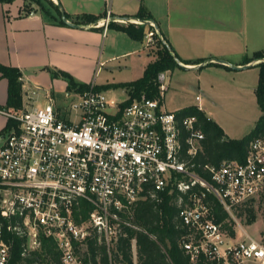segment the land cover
Returning <instances> with one entry per match:
<instances>
[{"label":"built area","instance_id":"built-area-1","mask_svg":"<svg viewBox=\"0 0 264 264\" xmlns=\"http://www.w3.org/2000/svg\"><path fill=\"white\" fill-rule=\"evenodd\" d=\"M109 21L107 15L103 24ZM149 25L145 37L152 44L157 32ZM38 95L39 87L22 82L21 107L0 108L14 122L0 147V264L11 256L4 228L24 238L23 255L45 236L55 242L63 264H92L83 262L89 254L79 252L91 240L104 244L111 258L124 229H138L132 222L135 203L145 197L158 203L167 189L179 192V245L191 262L264 264V243L234 215L264 189V134L250 140L243 161L202 165L207 180L194 160L204 138L196 115L162 109L160 99L145 95L124 104L90 84L63 117L50 100L36 105ZM194 99L204 112L200 95ZM208 194L228 213L233 234L215 221ZM84 204L90 206L86 217ZM131 248L136 264L135 239Z\"/></svg>","mask_w":264,"mask_h":264},{"label":"crops","instance_id":"crops-1","mask_svg":"<svg viewBox=\"0 0 264 264\" xmlns=\"http://www.w3.org/2000/svg\"><path fill=\"white\" fill-rule=\"evenodd\" d=\"M101 1L106 6L107 0ZM62 3L67 21L78 27L63 22L61 14L48 5L44 11L28 0H0V65L16 67L22 82L39 87L35 104L50 100L63 117L68 114V107L57 100L62 96L78 100L83 93L69 89L64 75L82 86L94 84L100 89L116 83H96L95 76L107 63L117 58L127 60L138 51L139 41L120 26L128 22L143 24L135 23L140 19L134 17L141 5L149 13L146 20L155 24L158 36L187 66L200 67L206 60L215 59L242 65L246 57L264 47V0H115L114 7L112 0L106 10L100 0ZM87 15L95 19L84 21ZM107 15L110 21L104 25ZM258 61H250V67ZM208 64L227 67L218 61ZM121 68L129 69L130 65ZM7 99L8 80L0 70V108L12 111L7 107ZM193 104L195 99L182 107ZM9 122L10 118L0 112V147Z\"/></svg>","mask_w":264,"mask_h":264},{"label":"trees","instance_id":"trees-1","mask_svg":"<svg viewBox=\"0 0 264 264\" xmlns=\"http://www.w3.org/2000/svg\"><path fill=\"white\" fill-rule=\"evenodd\" d=\"M9 1V0H8ZM26 1V0H25ZM39 4L41 9L47 11V6L53 7L58 13V5L52 0L46 1L43 4L42 0H28ZM149 13L141 5L137 16L141 20L149 19ZM95 16L87 15L84 21L94 20ZM150 29L152 27L148 25ZM120 28L127 32L132 38L142 40L145 36L144 24H134L128 22L121 25ZM149 29V30H150ZM153 51L155 52V59L149 62L143 72V75L133 81L108 84L105 87H128V98L124 104L130 102L134 98H139L141 95L154 98V94L158 89L161 75L172 69L175 65V53H171L163 40L154 33L153 36ZM173 51V50H172ZM264 47L255 51L251 57H246L243 63H249L253 60H259L254 66L259 68L258 82L255 87V94L258 104L263 110V114L259 119L253 130L239 139L228 137L223 129L205 112L199 110L194 105H189L181 108L179 114H193L198 117L202 123L204 131V138L201 140V150L195 156L196 171L205 179L209 180V175L202 170L204 164H219L224 159H236L243 161L247 152V146L251 139L259 134H264ZM2 75L8 80V99L7 107L10 109H18L21 107L22 96L20 79L21 72L16 67L0 65ZM68 81V88L80 90L84 92L88 86H82L73 81L69 75H64ZM14 124L13 120L7 125V129ZM178 191L174 189L171 193L168 189L161 194L162 200L155 202L148 197L138 200L132 208V222L138 229L126 227L124 234L118 237V240L111 248V258L108 257L107 248L104 244H96L91 240L87 244V254L89 259L84 258L83 262L92 264H133L131 240L135 239L136 248V264H207L204 260L191 262L189 256L184 253L179 245V237L184 229L181 227L177 217L178 207L176 200ZM260 197L262 214L264 216V189L258 195ZM207 199L211 203L212 212L216 222L222 224L229 233L233 234L232 220L228 213L223 209L219 201L208 194ZM254 198L241 204L236 208L239 215L242 211L247 214V223L254 219V210L248 202H252ZM250 204V203H249ZM90 206L84 204L82 207V215L86 217ZM77 217V212H76ZM3 237L6 241L11 243V256L8 264H63L60 259V251L51 237L41 236L40 246L31 250L27 255H23L24 238L3 230Z\"/></svg>","mask_w":264,"mask_h":264},{"label":"rangeland","instance_id":"rangeland-1","mask_svg":"<svg viewBox=\"0 0 264 264\" xmlns=\"http://www.w3.org/2000/svg\"><path fill=\"white\" fill-rule=\"evenodd\" d=\"M62 1L56 0V4L59 2L63 7ZM29 2L34 3L32 1ZM43 2L45 3L44 0ZM100 2H102L103 9L110 8L112 4V0H107L106 6H104V1L100 0ZM114 5L115 0L112 7ZM127 13L131 14V12ZM149 29L148 24H144L145 34ZM137 41H139L138 51L135 54L131 55L127 60L117 58L111 63H107L105 67L102 66L100 68L102 71L100 70L101 72L99 71L95 76V82L113 81L121 83L140 78L143 75L145 65L153 61L155 52L153 51V45L147 44L145 36L142 40ZM106 52L107 50L103 59L106 57ZM177 57L179 58V56ZM179 60L183 64L180 58ZM224 64L227 67L205 64L196 68H184L176 63L172 69L163 73L162 83L159 84L154 98L161 100L162 109L174 110L194 102V97L198 94L201 97L199 105L205 114L218 122L228 137L234 139L242 138L253 130L260 115L263 114L255 94L259 68L253 66L245 69H235L231 65L242 66L244 64L237 65L228 61H225ZM123 65H130V68H121ZM106 67L111 69L108 70ZM111 71L113 72L112 75ZM96 89L99 90L100 88ZM100 91L118 102L126 100V97L129 96L128 87L110 86L100 89ZM72 99V96L70 98L62 96L57 100V103L64 104L69 109ZM258 195L253 197L252 202H248L255 214L254 219L250 223L246 221L247 214L245 211H242L241 215L235 211L234 215L239 225L249 235L264 243V216ZM234 224L237 226L236 223ZM79 252L81 255L86 254L87 246L81 245Z\"/></svg>","mask_w":264,"mask_h":264},{"label":"water","instance_id":"water-1","mask_svg":"<svg viewBox=\"0 0 264 264\" xmlns=\"http://www.w3.org/2000/svg\"><path fill=\"white\" fill-rule=\"evenodd\" d=\"M57 5L59 6L60 14H61V19L63 20V22H65V23H67V24H69V25H72V26L78 27L77 24H72V23H70V22L67 21L66 13H65V11L63 10L62 6L59 4V2H57ZM123 19L128 20L129 18H128V17H123ZM140 21H141L143 24H149V21H148V20H141V19H140ZM163 42L166 44L167 49L173 54V51H172L171 46H170L169 44H167V42H166L165 40H163ZM174 59H175V62H176L177 64L181 65V66L184 67V68H194V67H196V66L191 67V66L183 65V64L180 62V60H179V58H178L177 56H174ZM261 60L264 61V58H262ZM212 61H218V62H220V63H225V61H223V60L215 59V60H206L203 64H208V63H210V62H212ZM201 65H202V64H201ZM251 65H252V63L244 64V65H242V66L231 65V67H233V68H235V69H245V68L250 67ZM162 80H163V74H162L161 77H160V81H161V82H162Z\"/></svg>","mask_w":264,"mask_h":264}]
</instances>
